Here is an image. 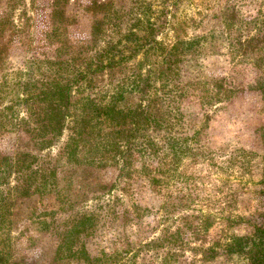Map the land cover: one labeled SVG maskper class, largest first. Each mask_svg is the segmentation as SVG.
<instances>
[{"label": "trees", "instance_id": "obj_1", "mask_svg": "<svg viewBox=\"0 0 264 264\" xmlns=\"http://www.w3.org/2000/svg\"><path fill=\"white\" fill-rule=\"evenodd\" d=\"M10 1L8 7L15 11L18 3ZM243 1L53 0L52 24L45 23L44 36L50 45L61 47L52 56L47 54L53 60L40 78L10 69V47L24 33L11 15L1 14L0 71L6 72L0 73V143L10 146L0 151V190L4 186V192L0 191V264L32 260L15 256L12 244L2 237H8L19 223L15 212L19 205L37 195H53L55 203L33 206L28 220L57 240L53 260L33 258L40 264H183L186 252L197 255L195 241L202 242L204 262L221 256L264 264V163L262 179L251 182L259 189L250 215L219 217L231 213L240 196L235 190L225 196L223 186L211 193L215 185L207 182L217 167L212 150L204 145L206 129L196 128L195 117L197 104L205 112L214 95L190 68L211 41L187 34L188 28L219 18L224 26L221 36L230 37L225 39L228 58L238 66L242 61L236 57L243 43L232 36ZM184 4L190 9L176 18ZM89 15L93 17L89 39L72 56L67 53L72 46H66L68 27ZM7 33L9 38L3 42ZM140 54L149 64L146 76L144 63H129ZM117 74L123 77L118 79ZM7 99L10 104L4 106ZM185 106L194 112L187 115ZM210 117L204 116V128L208 129ZM259 136L264 141V133ZM56 142L62 145L51 156ZM47 150L50 153L42 157ZM253 153L235 150L232 168L251 173ZM187 160L202 169L183 176ZM39 184L47 191L37 194ZM170 186L175 190L168 191ZM94 194V201H104L105 206L99 207L102 213L85 214L70 225L58 222L59 214L69 213ZM146 197L160 202L158 210L141 203ZM198 199L207 209L221 206L219 215L214 211L200 217L187 214L179 218L182 229L172 231L171 223L181 224L173 218L178 209H192L191 203ZM212 220L223 221V228L219 238L210 242ZM99 221L112 235L115 248L108 252V247L97 244L102 250L93 255L86 241L93 238L103 243V237L95 238ZM82 236L86 238L81 240Z\"/></svg>", "mask_w": 264, "mask_h": 264}, {"label": "rangeland", "instance_id": "obj_2", "mask_svg": "<svg viewBox=\"0 0 264 264\" xmlns=\"http://www.w3.org/2000/svg\"><path fill=\"white\" fill-rule=\"evenodd\" d=\"M9 1L10 0H0V16L3 12L11 15L15 21V25L22 28L24 34L16 38L11 45L8 53V65L12 70H23L26 73L33 72L35 78H40L43 74L47 73L48 65H50L49 60H53L50 59L48 55L54 54L56 49L61 47V44L50 45L44 36V25L47 30V24H50L48 21L52 24L54 14V7H52L53 0H26L25 3L22 2V0H11L18 3L15 11L8 7ZM31 1L35 2L34 5H36V8L32 5ZM70 2H74V0H70ZM232 2L234 3L235 0H232ZM239 8L241 13L237 20L239 19L240 21H236L232 36V39L236 40V42L237 40H241V43H243L241 48H239V55L236 54L238 55L236 60L242 61L238 66H234L233 63H230L231 58H228L229 42L225 39L229 40L230 37L228 36V38H226L221 36L224 26L219 18H208L199 27L188 28L187 34L189 36H207L211 41L207 45L205 52L198 57L197 63L194 65L192 64L190 68V70H196L197 78L200 79V82H206L210 94L214 95L212 106L205 109V112H208L211 116L208 129L204 128L207 121L205 118L208 114L206 115L201 109L198 110V108H200L198 104L196 106L197 114L195 117L196 128L206 129L204 132L205 144H203L206 148L208 147L212 150L214 165L217 167L216 170L213 169L214 172L211 173L207 182L215 185L211 193L214 192L215 187L223 186L225 188L223 193L225 196L232 194L235 190L240 197L237 203L233 205L231 213L227 212L223 215H219L217 210H221L222 207L218 206L216 208L207 209L201 201L204 198L202 196L201 200L198 199L197 202L191 203L192 209L185 207H180L178 209L176 212L177 214L173 217L176 219L178 218V222H180L179 218L187 214H194L200 217L202 213L203 215H208L213 211L216 212L219 217L222 216V218L225 219L230 215L248 217L250 215L248 212L252 211V198L256 190L259 189V187L257 189L256 187H252L253 185H251V182L258 183L262 179L261 164L262 162L264 163V141L261 140L259 133H264V0H244L242 5L239 4ZM189 9L190 7L185 4L180 6V10L176 13L175 17L178 18L181 12H185ZM92 18L91 15L82 17L77 25L68 27L67 37L69 40L66 46L70 47L71 45L72 50L69 51L68 48L67 53H72V56L75 53L77 54L81 46L87 42L89 39V27L93 20ZM175 20L177 21V19H174V22H176ZM54 26H57V24ZM169 34L172 35V31H170ZM8 38L9 33L4 37L3 42H6ZM28 59L31 60L27 61ZM139 61L144 63V75L146 76L149 64L146 63L143 54H140L136 60L129 63L136 64V62ZM3 72L6 71L2 69L0 73ZM12 77H10V79ZM122 77L121 74H117L118 79ZM24 78L26 77L23 76L22 79ZM155 85L159 87L160 81H156ZM236 88L240 89L241 92L238 93L234 91ZM198 95L205 96L202 92ZM217 95L219 99H215L218 98L215 97ZM9 102L10 99H7L4 106L10 104ZM185 107L187 115L194 112V108ZM11 137L15 136L11 135ZM206 138L209 139L207 140ZM0 144V151L3 152L7 150L6 146H10L6 141ZM60 145L62 144L58 142L55 143L51 150V156L52 152L53 154L56 153V148ZM238 148L254 152L251 173L250 171H246V173L242 174L238 168H232V154ZM49 153L48 150L44 151L41 156L46 157ZM198 169H202L201 165L193 164L191 161L187 160L181 169V174L183 176L186 174L190 175L194 172H198ZM245 182L249 184L245 185ZM174 190V186H170L168 189L170 192ZM0 191L4 192V186ZM46 191L47 187H44L42 184L38 185L37 194H42ZM102 193L100 196L104 195ZM117 193L118 191H116L115 194ZM95 197V194L90 195L86 202L76 206L74 210L69 213L63 212L59 214L57 216L58 222L63 221L70 225L72 221L81 218L85 214L92 215L102 213L99 207L105 206L104 201L103 199L98 202L94 201ZM40 202H44L45 205H53L55 203V198L53 195L44 198H40L39 195H37L35 198L26 199L22 205H19L18 210H15V212H18L17 215H19L16 218L19 223L15 229L9 233L8 237H2V239L9 240L10 245L12 244L14 250L13 254H15V256L23 255L32 259H27L26 264H40L36 262V260L34 261L33 258L36 256L39 258L44 257L47 260H53L55 257L56 238H53L47 232L41 231V225L38 226L33 221L28 220L30 209L33 206L38 207ZM141 203L145 206H152L156 208L155 210H158L160 204V202L152 197H146ZM23 220H25V222L20 223ZM147 220L148 218L146 221ZM212 222H214L213 224L215 226H213L209 232L212 237V239L209 240L210 242H212L211 240L213 239L219 238L220 230L223 228L220 226L223 221L212 220ZM182 225V223H171L172 231L178 228L182 229ZM96 227L95 230L97 235L95 238L102 239L103 237L102 241H104L101 243V240L93 241V238H90L89 241H86L89 252L91 254L93 253V255L99 254L102 248L107 249V247L109 248V250L107 249L108 252L112 251L115 248L113 246L112 235L105 231L102 222L99 221ZM160 232V230H157L158 235H160ZM184 232H187L186 228ZM239 233L245 234L243 231H239ZM104 236H106V239H104ZM183 237L186 239V234H184ZM85 238V236H82L81 240ZM146 238L147 237L144 236L142 239L145 241ZM90 242H92L93 247ZM195 243V246H193L198 252L197 255L190 251L186 252L184 254L185 257L181 259L183 264H248L247 260L244 258L236 257L230 259L221 256L204 262L202 261V242L195 241ZM97 244L103 245V247L101 246V248ZM204 247H209V244H205ZM160 255L164 256L163 252H160ZM185 261L187 263H185Z\"/></svg>", "mask_w": 264, "mask_h": 264}]
</instances>
